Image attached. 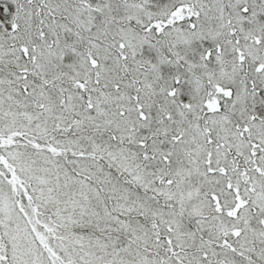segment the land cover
Instances as JSON below:
<instances>
[{"label":"snow or ice","instance_id":"6c2138e0","mask_svg":"<svg viewBox=\"0 0 264 264\" xmlns=\"http://www.w3.org/2000/svg\"><path fill=\"white\" fill-rule=\"evenodd\" d=\"M0 264H264V0H0Z\"/></svg>","mask_w":264,"mask_h":264}]
</instances>
